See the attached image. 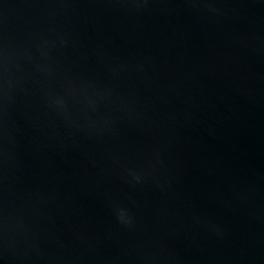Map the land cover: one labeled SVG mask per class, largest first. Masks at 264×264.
I'll return each instance as SVG.
<instances>
[{
  "label": "water",
  "instance_id": "1",
  "mask_svg": "<svg viewBox=\"0 0 264 264\" xmlns=\"http://www.w3.org/2000/svg\"><path fill=\"white\" fill-rule=\"evenodd\" d=\"M0 264H264V0H0Z\"/></svg>",
  "mask_w": 264,
  "mask_h": 264
}]
</instances>
